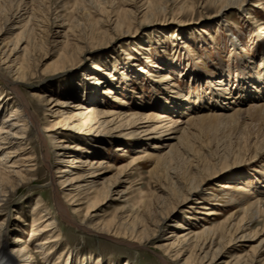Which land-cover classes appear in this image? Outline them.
I'll use <instances>...</instances> for the list:
<instances>
[{
    "label": "rangeland",
    "instance_id": "1",
    "mask_svg": "<svg viewBox=\"0 0 264 264\" xmlns=\"http://www.w3.org/2000/svg\"><path fill=\"white\" fill-rule=\"evenodd\" d=\"M225 3L222 0H136L135 5L139 14L132 18L133 12L125 15L129 7L123 0H111L112 17L114 16L113 19L119 21L109 28L108 34L105 31L104 34H99V28L96 26L97 15L92 13L91 18H87L86 21L78 18L75 11L77 6L75 0H66V2L58 5L55 4L51 7V14L53 18L58 17L57 23H62L63 28L58 29L61 31L62 38L53 37L52 41H56L59 46L51 51L48 58L39 65L36 74L33 73V76H29L26 83L19 84V92L27 100L31 111L37 117L39 127L45 133L59 119L37 105L32 94L43 93L47 90L50 94L63 93L62 99L66 100L71 98V95L66 94V89L73 85L76 89H80V92L82 91L80 95L76 94V98L73 99L74 102L83 103L86 100L89 104L88 107L91 105L90 98L93 97L94 100H99V108L123 115H129L133 112L146 115L152 112L158 113L160 116L168 115L164 112L167 108L172 107L173 99L171 97L176 95L171 93L173 90L179 91V97L182 96V99L184 98L190 103H196L199 98L207 97L208 99L201 101V103H205L203 108L212 106L215 98H213L212 93L207 95V80L217 79L222 73L220 72L222 69L225 70L226 74L230 71L229 74L232 73L235 76L239 63L243 68H247L244 71L247 73L249 71L248 64L243 62L242 58L253 61L254 71L256 74L259 73L256 55L264 51L262 45L264 38H256L253 35V33L260 31L264 24V0H246L241 9H247L248 13L242 14L237 8L229 7L216 16L217 11H220ZM256 5H260V8L255 7ZM149 19L151 21L147 23L146 21ZM78 21L81 25L87 26L85 31L81 28L83 26L76 28ZM0 23V30L3 29L0 34L2 44L12 42L17 38L18 29L7 31L3 28L1 18ZM116 25L118 27L114 29ZM55 29L52 28L53 31ZM229 30L234 33L236 39L238 38L242 48V50L240 49L241 53L240 51H233L229 42L230 35L227 33ZM68 31H73L74 36H76L74 38H81L85 34L89 35L87 44L84 46L82 56H79L80 59L76 56L70 60L57 63L62 50L66 48L65 36ZM177 33L180 36H177ZM107 42V48L100 47ZM68 50L70 51V49ZM14 58L19 62L22 55L16 54L12 59ZM93 65L97 66L96 69L89 72V68ZM46 68L49 70L43 72ZM84 69L88 72H85V75H80ZM232 74L230 75L232 76ZM163 76L169 77L165 89L159 84ZM96 80H99L98 86L93 85ZM230 82L232 84L234 81ZM236 83L235 85H238V82ZM252 97V95H248L250 100ZM13 98V92L0 76V100L3 102L9 100L6 102L7 107L4 108L2 117H8L13 112L14 106L10 105ZM115 98H118L121 103H118L119 101H116ZM250 106L253 105L250 104L244 108ZM199 107L200 104L197 105L196 111L199 110ZM193 111L195 110L190 112ZM202 113L208 114L207 111H202L198 115H202ZM191 115L188 113L185 118L181 117L180 121H186ZM174 116V119L178 118L177 115ZM194 116L197 114L191 117ZM246 122H243L244 125L239 122L237 128L234 127L235 124L226 121L221 124L219 122L207 123L201 128L193 126L191 136L188 139L189 147L195 153L201 152V154L206 155L211 153L220 156L208 165V170L203 171V175L208 178V174L221 168L220 175L212 179L209 177L201 188L202 191L206 190L208 193L214 194L208 207L215 210L217 215H204L206 211L200 208L201 204L188 201L186 204L176 207L173 217L163 225L162 231L156 233L150 238V241L145 242L142 246L136 245L132 248L128 247L127 240L114 238L112 234L116 236V233L102 237L87 233L78 227L79 225H86L84 216L87 208L81 202L79 206L70 204L72 198L74 200L83 198L81 193L73 190L76 186L65 189L70 191H64V188L61 189L57 185L58 200L61 201L70 220L60 214L51 184V172L45 165L43 149H41L35 130L30 126L26 133V139L22 142L23 145H26L27 150L21 159L26 162L31 161L30 165L37 171V176L33 178L32 183L23 184L17 192L9 194L8 200L0 208V222H4L8 226L6 238L9 242V249L15 246V238L26 242L34 257L32 264H66L69 261L68 264H183L193 253V244L184 247L177 244L173 245L175 233L172 231L180 232L177 227L179 224L196 232H201L204 226L217 228L218 224L232 215L231 221L236 225H239L243 220L242 226L244 228L242 232L238 233V237L242 235L244 239L230 242L227 234L224 240H213L210 258H212L214 251L222 248L211 264H245L248 260L255 264H264V217L260 215L251 221V217H245L242 212L235 213L237 210L229 207L230 199L228 195L221 193L220 188V185L231 183L233 179L240 178L243 174L244 176L246 174L245 177H250L249 179L253 178L248 181L250 188L259 185L257 184V172L264 165V155L255 156L256 151L252 147L253 141L250 143L248 141L249 145L244 148L245 150L242 149L241 154H237V157L240 156L238 161L234 162L233 157L236 156L231 154L237 150L239 145H243L245 135L254 134L258 128L256 126V124L259 125L257 121L256 123L253 122L254 124L250 121ZM116 125L113 123L110 127H116ZM243 127H247L246 130ZM80 128L83 130L74 129V131H70L69 128L64 127L59 135V137L66 138L67 142L71 141L73 144L71 143L70 146H82L87 149L85 152L71 150L74 151L79 160L106 157V161L116 168L130 165L127 166V171L121 175V178L116 181V192H111L110 196L101 204V212L97 220L104 222V224H108L112 220L116 224L125 220L128 215V210L125 209L127 206L125 199L130 200L135 207L139 208L143 206L140 202L142 199L145 202L144 209L152 212V193L155 190L157 176L163 179L160 183L164 185L165 178L163 177L167 175L168 171H172L176 167V162L173 161L169 164L167 160L155 169L154 161L140 160V157L143 156L141 152L145 149L149 151L155 141L146 142V146L139 145L137 147L134 144H131L130 147L122 146L121 138L114 140V142H108L105 139L101 141L102 139L96 137L97 132L103 131L104 128L98 124H87ZM121 132L120 130L115 131V135H119ZM79 137L82 138L79 139ZM119 146H122L126 152L115 153ZM100 147L102 149L99 151ZM47 152L51 154L54 152L49 143L46 148ZM225 153H229V158L224 159L226 158ZM180 154L179 151L176 152L175 158L179 159ZM66 156L69 157L70 154ZM50 162L54 173L60 166H65L64 164L59 166V162L52 161V159ZM177 164L180 165V168H175L176 171L182 173L181 164ZM117 173L116 170L106 173L103 179L94 185L96 190L100 188L101 182L113 179ZM55 175L59 177L58 174ZM192 175V170H188L185 178L188 179ZM86 180H88L86 183L91 181L90 178ZM262 182L261 185L264 186V182ZM125 189L127 191L123 198L117 196V193ZM93 196L91 195V197ZM38 198L42 202L39 212L41 209H46L49 213L48 216L56 220L58 231L61 233L57 241V252H53L52 249L48 252L47 249L44 254L34 253L35 245L41 243L43 239V237L30 238L34 220L31 217V212ZM260 200L263 210L264 194L261 195ZM176 202L172 199L166 205H162V208L167 210L169 204ZM73 208L79 210L78 213ZM36 215L39 216V214ZM149 219L151 218L144 216V221H141L138 231L139 234H142V230L147 227ZM118 237L120 236L118 235ZM159 245L174 246V252L179 256V259L176 260L172 256L174 252L171 253V257L165 256V253L159 249ZM47 253L50 255L45 257L44 255ZM196 261L194 260L193 263L208 264L210 259L204 263H197Z\"/></svg>",
    "mask_w": 264,
    "mask_h": 264
},
{
    "label": "bare ground",
    "instance_id": "2",
    "mask_svg": "<svg viewBox=\"0 0 264 264\" xmlns=\"http://www.w3.org/2000/svg\"><path fill=\"white\" fill-rule=\"evenodd\" d=\"M222 1L226 3L223 4L220 11H217L216 16L229 7L237 8L242 14L248 13L247 9H241L246 0ZM63 2H66V0H57L56 2L54 0H0V18L3 28L7 29V31L19 30L17 38L12 42L2 44L0 40V76H2L7 87H9L14 94V98L12 102H10V105L14 106V110L8 117H2V114L4 113V108L7 107L6 102L9 100L4 102L0 100V208H2L4 203L8 200L7 197L9 194L15 191L17 192L19 187L23 184L32 183L33 178L37 176V171L30 165L31 161L26 162L21 159L24 152L27 150L26 145H23L22 142L26 139L28 128L32 126L41 144V149H43L45 165L48 171L51 172V184L60 214L70 220L66 211L63 209L61 201L58 200L57 185L60 186L61 189L64 188V191H70L65 189L76 186L73 190L81 193L83 198L79 200H74V198H72L70 204H77L78 206L82 204L86 206L87 211L84 216L86 225L77 226L87 233L102 237L116 233V236L112 234L114 238L127 240L128 247L132 248L136 245L142 246L145 242L150 241L152 236L162 231L164 228L163 225L173 217L177 209L176 207L181 204H186L188 201L201 204L200 208L206 211L204 215L216 216V211L208 207L214 194L208 193L206 190L202 191L201 188L209 177L212 179L220 175L219 173L222 171L221 168L215 169L214 172L208 174V178L203 175V171L209 169L208 165L220 156L212 155L211 153H207V155L204 153L201 154V152L195 153L193 149L189 147L190 144L188 139L191 136L193 126L201 128L207 123L219 122L221 124L223 121H226L227 123L230 122L235 124L234 127L237 128V125L240 123L243 124V122L245 123L246 121L256 123L257 121L259 125L256 124V126H258L257 130H255L256 132L254 134L245 135L246 137L243 140V145H239L237 150L231 154L236 156L233 157L234 162L238 161L240 156L237 157V154L240 155L241 150L249 145L248 141L249 143L253 141L252 147L256 151L255 156L264 155V51L256 55L259 73H255L253 61L242 58V61L248 64L249 71L247 73L244 72L247 68H243L241 63L238 62L239 64L236 68L237 74H235V76L230 73L232 74L231 76L229 74L230 71L226 74L225 70L222 69L221 71L219 70L222 73L219 74L217 79L207 80V95L209 96V94L212 93L213 98H215L212 106H205L203 108L205 103H201V101H205L204 99H208L207 97H201L196 103H190L187 102L186 99H182V96L179 97V91L176 92L173 90L171 93L178 96L174 95L175 97H171L173 99L172 107L167 108L164 113L168 115L163 116L154 112L151 114L147 113V115L141 114L140 112L123 115L113 111H107L106 109L99 108V100H94L93 97L90 98L91 105L87 107L89 104L86 100H84L83 103L73 101V99L76 98L75 96H77L76 94L80 95V93H82V91L80 92V89H76L74 85L66 89V94L71 95V98L66 100L62 99V97H64L63 93L50 94L47 90L43 93L32 94L37 105L43 108L45 112H49L53 117L59 119V121L53 124L46 132L48 134H46L44 130L42 131V128L39 127L37 117L35 113L31 111L27 100L24 98L23 94L19 92V84L26 83L29 80V76H33V73L36 74L39 65L48 58L49 53L58 48L59 45L56 41H52V38H62L61 31L59 30L63 28V26L62 23H57L58 17H52L51 7ZM75 2L77 5L75 11L80 20L86 21L87 18H91L92 13L97 15L98 19L96 21V26L99 28V34H104L105 32L108 34V31H110L109 28L119 21L118 19H113L114 16L112 17L113 7L111 0H75ZM123 2L129 7L125 15L133 12L131 17L135 18V16L139 14L135 5L136 0H123ZM255 7L260 8V5H256ZM148 21L150 22L151 20L149 19L146 22L149 23ZM78 26L81 27L83 25L78 21L76 28ZM117 27L116 25L114 29H117ZM52 28L56 29L53 31ZM81 28L85 31L87 26L85 25ZM2 30H0V34ZM227 33L230 35L229 42L233 51L239 52L240 49L242 50L240 42L238 38L236 39L234 33L230 30L227 31ZM178 35L179 33H177V36ZM253 35H255L256 38H264V24L260 31L253 33ZM74 37L76 36H74L73 31L67 32L65 36L66 48L62 50L57 63L70 60L76 56H82L89 35L87 36V34H85L81 38ZM107 44L108 42L100 47L107 48ZM262 45L264 46V40H262ZM68 49H70V51ZM16 54L22 55V59L19 62H17L15 58L12 59ZM96 67V65H93V67L89 68V72L96 69ZM48 70L49 68H46L43 72ZM85 72L87 73L88 71L85 69L82 70L80 75H85ZM226 77L227 79H225ZM168 78V76H163L162 79L160 78L161 81H159V84L164 89L166 88V81ZM230 81L234 82L231 84ZM98 82L99 80H96L93 85L98 86ZM236 82H238V85H235ZM110 94H112V92H110ZM248 95L253 96L251 100L248 98ZM115 100L119 101L118 98H115ZM118 103L121 102L119 101ZM198 104H200V107L198 108L199 110L196 111ZM250 104L253 106L244 108ZM192 110L195 111L190 112ZM202 111H207L208 114L202 113V115H198V113ZM188 113L189 115L197 114V116L191 117L193 116L191 115L186 121H180V118H185V115L187 116ZM174 115H177L178 118L174 119ZM113 123L117 124L116 127H110ZM87 124H98L100 127L105 128H103V131L97 132L96 134V137L102 139L101 141L105 139L108 142H114V140L121 138L122 142H120L122 146L128 147H130L131 144H134V146L137 145V147L139 145L146 146V142L155 141L152 148H149V151L145 149L141 152L143 156L140 157V160L154 161L156 164L155 169L158 165L165 163L167 160L169 164L173 161L176 162L175 168L177 169L180 168V165L178 166L177 163L181 164L182 173H178L175 168H173L172 171H168L167 175L163 177L165 178L164 185L160 183L163 179L157 176L155 190L152 193V212H148L144 209L145 202L142 199L140 201L141 204H143L141 208L135 207L130 200L125 199V203L127 204L125 209L128 210V215L125 220L117 222V224L113 222V220L108 224H104V222L97 220L100 216L101 204L110 196L111 192H116V181L121 178V175L127 171V166L130 165L116 168L106 161V157L103 159L94 157L92 160L91 158L85 161L79 160L76 154H74V151L85 152L87 149L82 146H70L73 143L71 141L67 142L66 138L59 137V135L64 127L69 128L70 131H74V129L81 131L83 129L80 127ZM247 127L243 128L246 130ZM118 130L123 133L121 132V134L115 135V131ZM81 138L79 137V139ZM48 143L54 150L53 154L46 153ZM122 146H119L115 150V153L126 152ZM165 148L168 149L166 150ZM72 149L75 150L71 151ZM100 149L102 148L100 147L98 150L100 151ZM178 151L181 153L178 157L179 159L175 158L176 152ZM67 154H70V156H66ZM225 155L226 158L224 159L230 156L229 153H225ZM50 159L59 162V166L60 164H64L65 166H60L57 172L54 173L51 169L52 164H50ZM113 170L118 172L117 176L109 181L101 182L100 188L96 190L94 185L102 180L106 173ZM188 170H192L193 175L186 179L185 175ZM55 174H58L59 177H56ZM257 174L258 187L250 188V182L248 181L253 178L249 179L250 177H245L246 174L245 176L243 174L240 178L233 179L231 183L220 185L221 193L228 195L230 199L229 207L236 209L237 211L235 213L242 212L245 217H251V221L260 215L264 217V209L262 210L260 200L261 195L264 194V186L261 185V181L264 182V165L260 167V171H258ZM87 178L91 179L89 183H86L88 181L86 180ZM126 191V189L120 191V193H117V196L123 198ZM91 195L94 196L91 197ZM172 199L177 202L175 204H169V208L164 210L162 205H166ZM80 202L81 204H79ZM41 205L42 202L40 198H38L31 212V217H33L34 220L30 238L43 237L41 240L42 242L35 245L34 253L44 254L47 249L48 252L51 251V249L53 252H57V241L61 233L58 231L56 220L48 216L49 213L46 209H41L39 212ZM73 210L77 213L79 211L76 210V208H73ZM36 214H39V216ZM144 216L151 219L148 220V225L142 230V234H139L138 231L140 230L141 221H144ZM231 219L232 215L221 224H218L219 226L217 228L204 226L201 232L190 230L189 227L179 224L177 227L180 232L172 231L175 233L173 236L175 243L173 245L177 244L184 247L193 244V253L189 255L183 264H194V260H197V263H204L209 261V259L210 261L208 264L213 263L215 260L214 257L219 254L218 252H220L222 248L220 247V250L214 251L212 258H210L213 240H224L227 234L230 242L232 240L241 241L244 239L242 235L238 237V233L242 232L244 228L242 226L243 220L242 222L240 221L241 223L239 225H236L232 223ZM7 231L8 226H6L4 222H0V264H32L34 257L30 246H28L26 242L15 238V246L9 249V242L6 238ZM15 231L19 232L18 230ZM118 235L121 238L118 237ZM159 247V249L165 253V256L169 255L170 257L175 249L174 246L168 247L167 245H159ZM173 254L172 256L178 260L179 256L175 252ZM49 255L50 253H47L44 256L48 257ZM161 260L163 261V259ZM98 262L100 263V261ZM68 263H70V261L66 264ZM245 264L255 263L249 262L248 260Z\"/></svg>",
    "mask_w": 264,
    "mask_h": 264
}]
</instances>
